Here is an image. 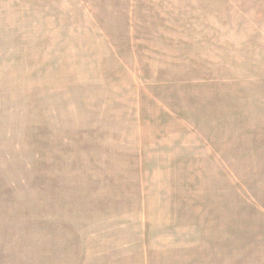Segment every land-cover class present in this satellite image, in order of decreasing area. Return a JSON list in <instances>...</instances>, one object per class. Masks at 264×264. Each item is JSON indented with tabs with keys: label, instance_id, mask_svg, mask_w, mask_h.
I'll return each instance as SVG.
<instances>
[{
	"label": "rangeland",
	"instance_id": "rangeland-1",
	"mask_svg": "<svg viewBox=\"0 0 264 264\" xmlns=\"http://www.w3.org/2000/svg\"><path fill=\"white\" fill-rule=\"evenodd\" d=\"M0 264H264V0H0Z\"/></svg>",
	"mask_w": 264,
	"mask_h": 264
}]
</instances>
